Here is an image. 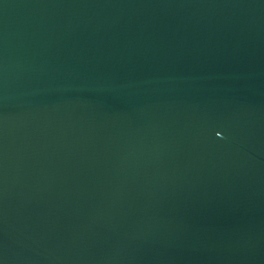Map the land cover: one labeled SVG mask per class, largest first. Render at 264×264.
<instances>
[{"label": "water", "instance_id": "1", "mask_svg": "<svg viewBox=\"0 0 264 264\" xmlns=\"http://www.w3.org/2000/svg\"><path fill=\"white\" fill-rule=\"evenodd\" d=\"M0 264H264V0H0Z\"/></svg>", "mask_w": 264, "mask_h": 264}]
</instances>
